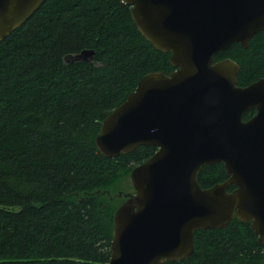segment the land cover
I'll list each match as a JSON object with an SVG mask.
<instances>
[{"label":"trees","instance_id":"16d2710c","mask_svg":"<svg viewBox=\"0 0 264 264\" xmlns=\"http://www.w3.org/2000/svg\"><path fill=\"white\" fill-rule=\"evenodd\" d=\"M85 50L94 51L91 63H66ZM169 58L142 37L121 0H46L0 43V264L110 263L123 199H111V189L157 150L108 159L95 140L143 77L175 71ZM225 59L239 65V87L264 78V29L248 48L234 44L215 57ZM227 180L222 164L199 174L202 189ZM263 261L264 246L235 219L196 232L193 255L167 264Z\"/></svg>","mask_w":264,"mask_h":264},{"label":"water","instance_id":"95a60500","mask_svg":"<svg viewBox=\"0 0 264 264\" xmlns=\"http://www.w3.org/2000/svg\"><path fill=\"white\" fill-rule=\"evenodd\" d=\"M45 1L0 0V42ZM121 2L142 37L170 54L175 71L143 77L96 137L108 159L157 150L132 171L135 194L110 196L125 202L114 216L109 264L183 262L195 251L196 232L225 229L235 219L264 246V79L239 87V65L215 62L234 44L248 48L264 29V0ZM93 56L85 50L65 61L91 63ZM250 111L256 115L244 121ZM220 164L228 180L202 189V168Z\"/></svg>","mask_w":264,"mask_h":264},{"label":"rangeland","instance_id":"374dc122","mask_svg":"<svg viewBox=\"0 0 264 264\" xmlns=\"http://www.w3.org/2000/svg\"><path fill=\"white\" fill-rule=\"evenodd\" d=\"M130 176H127L124 180L117 183L116 186H114L111 189V192L113 195L116 196L117 194H120V193H123V194H134L135 193ZM124 202L125 201L123 199H116L115 204L119 207Z\"/></svg>","mask_w":264,"mask_h":264},{"label":"flooded vegetation","instance_id":"af4514ba","mask_svg":"<svg viewBox=\"0 0 264 264\" xmlns=\"http://www.w3.org/2000/svg\"><path fill=\"white\" fill-rule=\"evenodd\" d=\"M223 61V60H222ZM216 62V61H215ZM262 79H264V78H262ZM256 83V82H255ZM254 84V83H253ZM252 85V84H251ZM250 86V85H249ZM248 87V86H247ZM251 112V111H250ZM256 115V111H254V114H253V116L252 117H250L248 120H246V121H249V120H251L254 116ZM245 121V120H244ZM234 190V189H233ZM232 190V191H233Z\"/></svg>","mask_w":264,"mask_h":264},{"label":"bare ground","instance_id":"6f19581e","mask_svg":"<svg viewBox=\"0 0 264 264\" xmlns=\"http://www.w3.org/2000/svg\"><path fill=\"white\" fill-rule=\"evenodd\" d=\"M33 15H34V14H33ZM33 15H32V16H33ZM24 24H25V23H24ZM24 24H23V25H24ZM23 25H22V26H23ZM14 32H15V31H14ZM7 38H8V37H7ZM0 43H1V42H0Z\"/></svg>","mask_w":264,"mask_h":264}]
</instances>
